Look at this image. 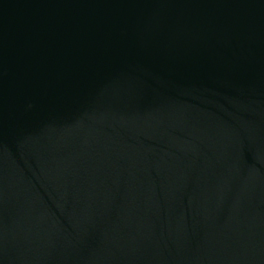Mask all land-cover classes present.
<instances>
[{"label": "water", "instance_id": "95a60500", "mask_svg": "<svg viewBox=\"0 0 264 264\" xmlns=\"http://www.w3.org/2000/svg\"><path fill=\"white\" fill-rule=\"evenodd\" d=\"M0 264H264V0H0Z\"/></svg>", "mask_w": 264, "mask_h": 264}]
</instances>
